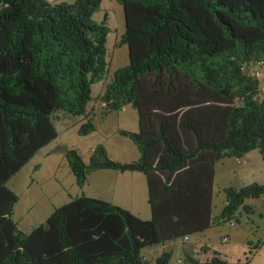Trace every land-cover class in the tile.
I'll return each instance as SVG.
<instances>
[{"label":"trees","instance_id":"1","mask_svg":"<svg viewBox=\"0 0 264 264\" xmlns=\"http://www.w3.org/2000/svg\"><path fill=\"white\" fill-rule=\"evenodd\" d=\"M118 1V46H128L130 63L99 108L105 117L127 106L138 113L139 132L120 133L140 152L152 219L82 195L29 234L19 230L8 183L57 139L55 114L81 118V136L96 132L92 91L109 75L111 29L108 14L95 19L103 0H0V264H149L145 249L239 224L241 209L254 213L246 201L264 197V186L230 187L214 216L217 163L264 152V89L253 75L264 62V0ZM65 156L80 188L122 166L101 146L88 163L74 149ZM184 264L229 263L186 249Z\"/></svg>","mask_w":264,"mask_h":264},{"label":"rangeland","instance_id":"2","mask_svg":"<svg viewBox=\"0 0 264 264\" xmlns=\"http://www.w3.org/2000/svg\"><path fill=\"white\" fill-rule=\"evenodd\" d=\"M47 1L51 4H72L76 0ZM105 14H108V26L111 29L107 44L109 75L105 83L100 82L93 86L92 97L94 101L91 104L93 109H98L102 105L99 97L103 94L114 73L130 63L128 46H118L120 36L125 32L123 6L118 0H103L102 9L95 15V19L102 21ZM260 82L264 89V68ZM97 113L96 116H93L97 130L86 137L81 136L78 132L81 124L85 123L80 121L81 118H65L60 113L55 114L53 122L58 132L57 139L41 150V153L8 183V187L19 197L13 218L21 232L29 234L37 226L46 223L52 210L50 205L62 206L64 202H67L66 194L71 193L72 196H76L77 193L81 195L85 192V195L89 197L109 200L107 197L108 189H106L107 180L103 176L97 178L98 174L92 173L88 177L87 184L80 188L69 166L68 159L64 156L65 154H58L57 156L65 161L67 167L61 164L60 167L55 165V167L50 168L49 160L45 159L46 153L51 152L52 154L53 150H56L55 148L63 147L77 150L86 163L89 162L92 152L100 146L107 150L112 160L120 159L123 154L138 153L134 142L120 133L121 130L130 132L138 130L139 116L134 108L127 106L109 117L103 116L101 109ZM237 161L236 165L232 162L234 165L232 169L225 168L222 171L221 166H219L215 187L214 216L222 212L226 202L224 188L241 189L251 185L264 186V152L254 150L246 155L242 161ZM244 162L247 163L244 164ZM132 173L143 174V172H141L142 174L140 172ZM143 175L142 177L146 182L147 178L145 174ZM63 197H65V201H62ZM246 205L253 207L254 213L247 215L241 209L238 213L239 224L233 222L214 226L199 236L191 237L190 241L179 240L147 248L143 251V256L149 264H156L157 258L161 257L164 252L172 250L173 256L170 264H184L187 249L202 261L210 259L213 253L217 252L229 264H264V197L249 199L246 201ZM121 208L128 210L124 206ZM229 229H231V237L228 235ZM225 238H227V243L223 242ZM259 243L261 244L260 249L253 248ZM204 244L211 248H209L208 254H205L202 249Z\"/></svg>","mask_w":264,"mask_h":264},{"label":"crops","instance_id":"3","mask_svg":"<svg viewBox=\"0 0 264 264\" xmlns=\"http://www.w3.org/2000/svg\"><path fill=\"white\" fill-rule=\"evenodd\" d=\"M121 37V36H120ZM119 40V39H118ZM101 109V108H100ZM99 108L96 109L95 114L97 115V111L100 110ZM102 110V109H101ZM103 111V110H102ZM114 113L109 114L106 117H109ZM95 115V116H96ZM138 130H139V125H138ZM138 130L134 131V133H137ZM53 149V148H52ZM56 150L59 148H55ZM138 149V148H137ZM53 150L52 154L51 152H48L45 154V159L49 160V165L52 167H60L61 164H64L67 167V164L65 161L59 159L57 156L58 154H55V151ZM39 152L38 154H40ZM55 155V156H53ZM65 156V155H64ZM140 152L138 150V153H131V154H123V156L120 159H114L120 164H136L140 160ZM245 159V157H243ZM236 159V158H226L217 163L216 165V177H215V187H216V182H217V173L219 172V166H221L222 171L226 168H233L232 166L233 163L236 165L237 160L242 161V159ZM233 162V163H232ZM247 162H244L246 164ZM99 173L95 172L97 175V178L103 176L107 180V187L108 193L107 197L109 200L107 202H110L116 206L119 207H125L128 208V210L132 211L135 215L139 216L143 220H151L152 219V214L149 206V201H148V187H147V180L146 182L144 181L142 175H136L132 172H121V171H113V170H101L98 171ZM226 174V173H225ZM144 176V175H143ZM146 179V178H145ZM228 188V187H227ZM227 188H224L227 189ZM66 191V189H64ZM216 191V190H215ZM84 194L79 195L78 193L75 194L76 196H72L71 193L68 195L66 194L65 197L67 198V202H64L63 205L67 204L70 202L71 197H78V196H87ZM99 195H102V193H99ZM65 197H63L62 201H65ZM89 197V196H87ZM94 198V197H90ZM95 199H101L100 197L95 198ZM106 201V200H104ZM123 205V206H122ZM51 206V212L50 215L55 211V209L59 208L56 204H52ZM61 207V206H60ZM48 216V218L50 217ZM47 218V219H48ZM47 221V220H46ZM42 225V224H41ZM40 226V225H39ZM38 227V226H37ZM231 229L228 231L229 237H231ZM228 241H226L227 243Z\"/></svg>","mask_w":264,"mask_h":264},{"label":"water","instance_id":"4","mask_svg":"<svg viewBox=\"0 0 264 264\" xmlns=\"http://www.w3.org/2000/svg\"><path fill=\"white\" fill-rule=\"evenodd\" d=\"M69 148L63 147L59 148L55 151V154H67L69 152ZM144 167L142 165L137 164H125L120 167L121 172H143Z\"/></svg>","mask_w":264,"mask_h":264},{"label":"built area","instance_id":"5","mask_svg":"<svg viewBox=\"0 0 264 264\" xmlns=\"http://www.w3.org/2000/svg\"><path fill=\"white\" fill-rule=\"evenodd\" d=\"M264 66V62H260L257 64V66L254 67L253 69V75L257 78H260L262 73H261V68ZM227 241V239H225Z\"/></svg>","mask_w":264,"mask_h":264}]
</instances>
